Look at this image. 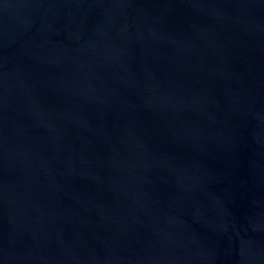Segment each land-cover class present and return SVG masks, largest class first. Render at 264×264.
I'll return each mask as SVG.
<instances>
[{"label": "water", "instance_id": "95a60500", "mask_svg": "<svg viewBox=\"0 0 264 264\" xmlns=\"http://www.w3.org/2000/svg\"><path fill=\"white\" fill-rule=\"evenodd\" d=\"M0 264H264V0H0Z\"/></svg>", "mask_w": 264, "mask_h": 264}]
</instances>
